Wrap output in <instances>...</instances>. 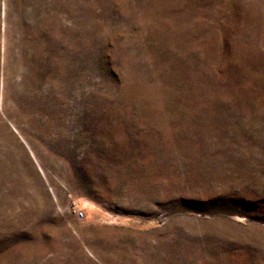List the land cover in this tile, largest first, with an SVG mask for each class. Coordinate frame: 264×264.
Segmentation results:
<instances>
[{
    "label": "rangeland",
    "instance_id": "374dc122",
    "mask_svg": "<svg viewBox=\"0 0 264 264\" xmlns=\"http://www.w3.org/2000/svg\"><path fill=\"white\" fill-rule=\"evenodd\" d=\"M0 264H264V0H0Z\"/></svg>",
    "mask_w": 264,
    "mask_h": 264
},
{
    "label": "built area",
    "instance_id": "2783aa9c",
    "mask_svg": "<svg viewBox=\"0 0 264 264\" xmlns=\"http://www.w3.org/2000/svg\"><path fill=\"white\" fill-rule=\"evenodd\" d=\"M77 215H78L79 218H82V217L84 216V214H83L82 211H78V212H77Z\"/></svg>",
    "mask_w": 264,
    "mask_h": 264
}]
</instances>
